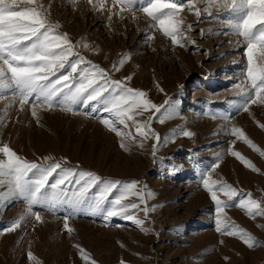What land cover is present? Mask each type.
I'll return each instance as SVG.
<instances>
[{"label": "rangeland", "instance_id": "374dc122", "mask_svg": "<svg viewBox=\"0 0 264 264\" xmlns=\"http://www.w3.org/2000/svg\"><path fill=\"white\" fill-rule=\"evenodd\" d=\"M103 2L101 8L100 0H39L49 20L58 22V31L68 34L87 61L127 87L144 91L156 105L165 101L172 105L171 115L164 110L157 114L163 123L153 120L150 125L161 143L156 145L151 136L117 135L103 123L115 117L101 104H77L68 111L62 104L48 107L33 98L21 106L9 92L0 98V146L8 145L29 162L44 163V157H51L49 163L91 171L105 180L137 181L144 202L130 195L123 203H137L139 208L129 212L144 222L137 225L120 216L106 219L105 214L87 210L73 212L67 205L50 211L43 203L32 205L29 214L23 197L10 196L0 201V229L21 216L25 219L14 231H0V264H91L92 260L96 264H264V216L252 217L238 206L226 207L220 216L227 230L235 231L231 228L235 225L251 233L257 241L254 247L239 235L218 232L215 202L201 179L208 172L218 185L236 188L239 196L232 201L217 193L227 203L236 204L248 193L264 202V156L230 134L233 126L242 129L264 152L260 126L264 105L257 102L247 112L237 111L243 97L236 85L246 80L247 56L242 37L228 26L230 13L213 7L197 16L186 6L180 16L184 21L180 46L153 28L155 22L142 11L121 12L113 0ZM197 7L205 8L203 0ZM85 43L88 48L82 46ZM228 114L233 117L230 122L212 118ZM116 127L135 135L132 121L128 128L118 123ZM183 131L193 135L184 136ZM233 151L259 171L233 156ZM77 187L73 184L69 189ZM119 194L114 191L109 199ZM145 207L154 209L147 217ZM81 249L89 261L82 258Z\"/></svg>", "mask_w": 264, "mask_h": 264}, {"label": "snow or ice", "instance_id": "6c2138e0", "mask_svg": "<svg viewBox=\"0 0 264 264\" xmlns=\"http://www.w3.org/2000/svg\"><path fill=\"white\" fill-rule=\"evenodd\" d=\"M200 2L201 0H113V6L120 5L121 12L125 9L130 12L142 11L155 22L153 28L158 27L165 36L171 38L174 45L180 46L184 44V21L180 16L186 6L197 16L213 7L228 10L229 28L234 34L242 37V42L246 44V80L236 85L238 95L243 97L237 105V111L247 112L249 106L257 102L264 105V0H203V9L197 7ZM89 3H92V0H89ZM100 7H104L103 0H100ZM58 28V22L49 20L48 10L39 0H0V98L10 92L14 98L19 99L21 106L30 103L34 98L48 107L54 103L62 104L68 111H72V106L77 104H101L105 112L115 117V121L104 119L103 123L117 135L132 139L151 136L155 138L156 145H159L161 137L150 125L153 120L163 123L164 120L157 114L164 110L171 115L172 105L165 101V105L158 106L147 98L144 91L127 87L122 81L112 79L105 69L87 61L76 51L77 45L71 41L68 34L60 33ZM191 28L192 26L188 25L187 30L190 31ZM82 46L89 47L87 43ZM123 63L124 59H121L119 65L122 66ZM113 67L119 70L118 66ZM127 79L130 77H125V80ZM145 113H149L146 119H136ZM32 114L36 116L35 107ZM212 118L230 122L233 117L228 114L220 117L213 115ZM128 121L135 124V135L131 132L122 133L116 127L118 123L128 128ZM230 134L264 156V152L247 138L242 129L233 126ZM182 135L193 134L183 131ZM121 147L125 145L122 143ZM0 154V189H6L0 192V201L19 195L26 200L29 214H32V205L43 203L50 211L67 205L73 212L87 210L93 215L105 214L106 219L120 216L134 220L137 225L144 222L135 219L134 213L129 212V209L139 208L137 203H123L130 195H136L144 202V193L137 190V181L105 180L91 171L65 168L58 161L49 163L51 157H44V163L29 162L6 144L0 146ZM232 155L253 171H259L239 152L233 151ZM64 162L67 163L66 158ZM201 179L203 187L215 202L217 231L227 235H239L248 247L256 246L257 241L251 233L236 228L235 225H231L235 231L227 230L224 227L226 221L220 216L226 207L232 206L244 209L252 217L264 216V202L252 198L248 193L236 204L227 203L222 201L217 193L222 192L232 201L239 196L236 188L226 184L218 185L208 172L202 173ZM73 184L78 187L70 190L69 186ZM93 189L97 191L89 199L88 194ZM114 191H119L120 194L114 199H109ZM151 210L154 209H143L146 217ZM24 219L25 217L21 216L7 229L0 231H14ZM35 219L40 221L41 217L36 214ZM64 227L71 231L67 223ZM81 254L86 262L89 261L90 258L84 254L83 249ZM28 256L29 259H35L31 252ZM91 264L96 262L92 260Z\"/></svg>", "mask_w": 264, "mask_h": 264}]
</instances>
